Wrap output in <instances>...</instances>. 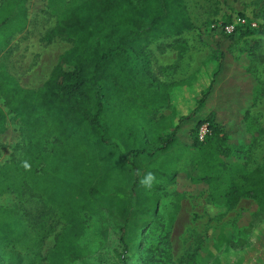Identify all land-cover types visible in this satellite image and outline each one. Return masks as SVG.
<instances>
[{"label":"trees","instance_id":"obj_1","mask_svg":"<svg viewBox=\"0 0 264 264\" xmlns=\"http://www.w3.org/2000/svg\"><path fill=\"white\" fill-rule=\"evenodd\" d=\"M24 2L0 4V47L25 27ZM192 28L183 0H69L52 34L70 41V47L57 56L39 86H20L0 65V99L18 120L22 138L20 155L0 166V194L12 193L19 201L31 190L63 221L44 264H86L90 251L79 243L85 214L98 219L102 238L109 229L116 230L122 250L115 257L126 264L124 233L131 218L145 227L159 214L169 229L183 194L174 190L168 195L160 184L171 185L179 178L188 185L203 186L214 215L227 212L241 198L254 203L247 228L259 213L264 214V160L244 169L251 143L231 142L214 112L200 116L211 93L228 106L250 97V88L249 92L242 88L241 93H219L215 84L224 74L220 62L224 48L252 29L238 27L216 44L215 69L187 115L174 116L173 125L166 117L149 118L170 102L174 87L152 74L143 48L160 36H176ZM202 123L207 133L198 141L196 130ZM4 130L0 107V134ZM183 130L189 141H182ZM113 159L132 172V180L127 192L120 186L112 188L108 213L101 188ZM65 163L69 177L67 190L61 191L57 181L62 180ZM219 233L216 247L222 242ZM29 234L15 206H0V250L11 246L0 264H38L42 236L35 235L28 247ZM156 248L149 244L150 259ZM165 255L169 257L168 252Z\"/></svg>","mask_w":264,"mask_h":264},{"label":"rangeland","instance_id":"obj_2","mask_svg":"<svg viewBox=\"0 0 264 264\" xmlns=\"http://www.w3.org/2000/svg\"><path fill=\"white\" fill-rule=\"evenodd\" d=\"M3 1L0 0V4ZM68 1L25 0V27L11 34L0 47V65L20 86H39L46 79L57 56L70 47V41L52 34L59 13ZM183 2L193 28L176 36H160L143 48L152 74L159 81L174 87L170 102L149 118L155 121L159 117H166L170 125H173L175 117L187 115L204 92L215 69L214 58L218 51L215 46L226 35L217 29V25L237 16L253 20L256 26L248 36L224 48L226 54L220 57L224 74L215 84L219 93L225 90L235 94L241 93L243 89L249 92L250 88V97L245 101L243 98L242 104L232 103L228 106L222 104L218 94L211 93L200 115L203 117L214 112L231 142L251 143L246 152L244 167L249 170L264 160V0ZM211 28H215V31ZM158 60H166V65L163 66ZM232 100L237 102L234 98ZM0 107L5 114V130L0 134L1 166L20 155L22 138L18 120L7 111L1 99ZM180 137L182 141H189L184 130ZM67 166L68 163L63 165L62 180L57 181L61 191L67 190ZM106 174L101 197L109 213L112 210L108 204L112 188L120 186L127 192L132 172L114 160L110 162ZM160 185L168 195L174 190L183 194L174 221L166 229V219L159 214L145 227L139 224V219L131 218L124 233L128 246L126 264H264V214L259 213L255 217L251 228L246 227L248 215L254 207L252 199L241 198L227 212L214 215L202 185H188L181 178L174 184ZM161 203L159 200L158 206ZM0 206H15L23 216L30 232L28 247L33 245L37 235L42 236L36 260L38 264H44L53 239L63 226L56 210L31 190H26L19 201L12 193L0 194ZM83 218L85 231L79 243L87 246L90 251L86 264H120L115 253L122 250V245L116 230L109 229L105 238H102L98 219L86 214ZM218 233L222 238L220 247L214 243ZM150 243L157 246L151 259L147 251ZM10 248L5 246L0 250V260H4ZM33 249H27L26 255L29 256ZM165 252H168V258Z\"/></svg>","mask_w":264,"mask_h":264},{"label":"built area","instance_id":"obj_3","mask_svg":"<svg viewBox=\"0 0 264 264\" xmlns=\"http://www.w3.org/2000/svg\"><path fill=\"white\" fill-rule=\"evenodd\" d=\"M256 26L255 22L253 20H249L245 17H235L232 20H229L226 23H222L217 25V28L224 32L225 34H229L233 32L234 29L238 27H247L249 29H252ZM207 133V126L205 123H202L200 126H198L196 130V138L198 141H202Z\"/></svg>","mask_w":264,"mask_h":264},{"label":"crops","instance_id":"obj_4","mask_svg":"<svg viewBox=\"0 0 264 264\" xmlns=\"http://www.w3.org/2000/svg\"><path fill=\"white\" fill-rule=\"evenodd\" d=\"M158 62H159L160 64H162L163 66L166 65V60H165V61L158 60Z\"/></svg>","mask_w":264,"mask_h":264},{"label":"clouds","instance_id":"obj_5","mask_svg":"<svg viewBox=\"0 0 264 264\" xmlns=\"http://www.w3.org/2000/svg\"><path fill=\"white\" fill-rule=\"evenodd\" d=\"M25 166H27V165H25ZM142 183H143V181H142Z\"/></svg>","mask_w":264,"mask_h":264}]
</instances>
